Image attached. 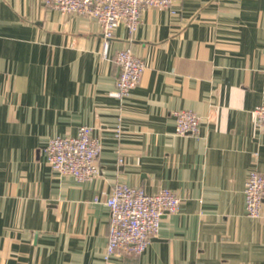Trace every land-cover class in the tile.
<instances>
[{"label":"crops","instance_id":"0c3cea01","mask_svg":"<svg viewBox=\"0 0 264 264\" xmlns=\"http://www.w3.org/2000/svg\"><path fill=\"white\" fill-rule=\"evenodd\" d=\"M82 14L42 0H0V264H264V203L246 214L250 171L264 175V0H173L146 8L135 31L107 41ZM145 63L122 100L109 95L115 54ZM200 117L194 136L174 134V111ZM91 128L101 173L86 181L46 163L54 137ZM171 189L139 255L104 258L115 183Z\"/></svg>","mask_w":264,"mask_h":264},{"label":"built area","instance_id":"2783aa9c","mask_svg":"<svg viewBox=\"0 0 264 264\" xmlns=\"http://www.w3.org/2000/svg\"><path fill=\"white\" fill-rule=\"evenodd\" d=\"M45 5L63 14H82L98 21L102 27L104 53L114 30L124 24L130 32L136 30L146 8H166L173 0H42ZM119 68L118 77L109 95L124 99L139 83L145 63L130 49L119 50L114 57ZM251 123L264 128V104L249 111ZM174 134L194 136L198 133L200 117L191 110L174 111ZM102 150L98 137L91 128L81 125L74 136L54 137L44 147L46 163L59 175H69L78 181L91 180L100 173L97 158ZM246 214L257 218L264 203V175L249 172L243 188ZM109 223L104 258L116 253L139 255L157 237L162 217L177 213L181 199L169 188L161 187L154 193L125 183H115L106 198Z\"/></svg>","mask_w":264,"mask_h":264}]
</instances>
